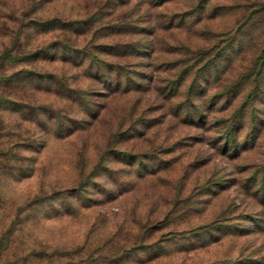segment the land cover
I'll list each match as a JSON object with an SVG mask.
<instances>
[{
	"label": "rangeland",
	"instance_id": "rangeland-1",
	"mask_svg": "<svg viewBox=\"0 0 264 264\" xmlns=\"http://www.w3.org/2000/svg\"><path fill=\"white\" fill-rule=\"evenodd\" d=\"M0 264H264V0H0Z\"/></svg>",
	"mask_w": 264,
	"mask_h": 264
},
{
	"label": "trees",
	"instance_id": "trees-1",
	"mask_svg": "<svg viewBox=\"0 0 264 264\" xmlns=\"http://www.w3.org/2000/svg\"><path fill=\"white\" fill-rule=\"evenodd\" d=\"M111 47H112V48H111V49L109 48L110 50H109V52H107V53H108L107 55L112 54V50L114 49V46H111ZM146 51H147V50H146ZM146 51L144 50L143 53L145 54ZM11 60H14V61H15L16 59H10V61H11ZM38 60H39L38 58H37L36 60H34V61H35V62H34L35 65H36V63H37ZM17 61L19 62V61H21V59H20V60H17ZM17 61H16V62H17ZM3 64H4V60L2 61L1 66H2ZM110 68H111V67H110ZM115 71H117V69H116ZM112 73H113V72H112ZM18 76H19V75H18ZM18 76H16V77H18ZM115 78H116V80H117V83L120 84V82H119V81H120V75L118 74V71H117V74H116V77H115ZM10 80H11V79H10ZM117 83H116V84H117Z\"/></svg>",
	"mask_w": 264,
	"mask_h": 264
}]
</instances>
